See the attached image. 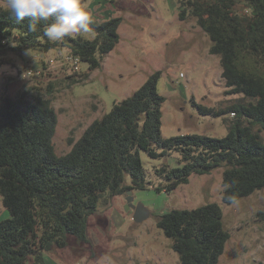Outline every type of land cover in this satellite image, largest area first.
I'll return each instance as SVG.
<instances>
[{"label":"trees","instance_id":"obj_1","mask_svg":"<svg viewBox=\"0 0 264 264\" xmlns=\"http://www.w3.org/2000/svg\"><path fill=\"white\" fill-rule=\"evenodd\" d=\"M179 2V19H196L210 37V53L220 57L228 92L242 94L226 107L198 105L203 114H233L227 134L164 138L160 72L94 120L63 155L53 143L58 115L49 94H35L31 88L1 95L0 198L9 217L0 221V264H44V255L54 249L73 242L83 247L89 241V217L98 211L104 194L111 198L146 187L140 151L152 158L181 154L179 166L157 170L165 181L159 190H174L192 175L218 168L226 204H232L230 195L240 200L264 188V0ZM121 22V17L92 19L93 40L71 35L54 42L44 37L43 24L30 32L27 18L18 22L0 7V53L62 48L79 56L91 71L119 43ZM85 78L88 73L67 76L70 84ZM127 174L130 185L125 184ZM258 216L264 220V210ZM157 226L171 239L181 264H217L231 236L217 203L170 210L158 216Z\"/></svg>","mask_w":264,"mask_h":264},{"label":"rangeland","instance_id":"obj_2","mask_svg":"<svg viewBox=\"0 0 264 264\" xmlns=\"http://www.w3.org/2000/svg\"><path fill=\"white\" fill-rule=\"evenodd\" d=\"M179 1L83 0L92 19L122 18L120 41L100 59V66L90 71L82 62L78 74L88 73V78L70 84L67 76L74 73L60 61L66 49L30 51L32 60L35 53L43 61L53 59L55 63L48 70L22 78L18 71L28 66L39 68L41 63L29 62L25 53H0L4 63L0 67V97L7 93L15 96L31 88H35V94L38 91L49 94L58 115L53 143L56 153L63 155L94 120L160 72L157 89L165 98L161 107L162 136L197 133L224 137L228 122L235 116L203 114L198 105L218 109L230 105L242 94L228 92L231 87L221 77L220 57L210 53V37L196 19H179ZM73 36L93 40L96 32ZM50 83L54 84L51 90ZM261 135L264 140V132ZM140 157L147 184L143 189L131 190L133 207L127 201V193L111 198L104 194L98 211L88 220L89 241L83 247L73 242L70 247L46 253L44 264H181L178 253L171 248V239L157 226V218L173 209H194L208 203L221 206L231 234L217 264L264 262V220L258 216L264 210V188L235 205L226 204L222 199V169L218 168L210 174L192 175L187 184L174 190H159L165 181L157 170L179 166L181 154L172 151L152 158L140 151ZM125 184H131L129 174ZM139 204L150 214L136 222L134 207ZM8 217L0 198V221Z\"/></svg>","mask_w":264,"mask_h":264},{"label":"clouds","instance_id":"obj_3","mask_svg":"<svg viewBox=\"0 0 264 264\" xmlns=\"http://www.w3.org/2000/svg\"><path fill=\"white\" fill-rule=\"evenodd\" d=\"M0 7H5L18 22L27 18L30 32H36L38 25L43 24V35L50 41L92 31L91 12L83 0H0ZM25 54L31 55L29 50ZM227 199L233 205L238 203L234 194Z\"/></svg>","mask_w":264,"mask_h":264},{"label":"built area","instance_id":"obj_4","mask_svg":"<svg viewBox=\"0 0 264 264\" xmlns=\"http://www.w3.org/2000/svg\"><path fill=\"white\" fill-rule=\"evenodd\" d=\"M36 60L41 63L39 64V68L38 66H35V68L28 66L25 70L18 71L19 76H21L22 78H28L30 76L40 73L41 71L48 70L49 67L55 63L53 59H50L49 61L48 60L42 61L38 55L36 56ZM60 61L63 67L65 66L69 68L71 73L78 72L80 70V66L82 63L79 56L70 54L68 52H66L65 54H63V56H61ZM3 64H4L3 60L0 58V67Z\"/></svg>","mask_w":264,"mask_h":264},{"label":"water","instance_id":"obj_5","mask_svg":"<svg viewBox=\"0 0 264 264\" xmlns=\"http://www.w3.org/2000/svg\"><path fill=\"white\" fill-rule=\"evenodd\" d=\"M126 193H127V201L133 207V204H132L133 198H132V196H130L132 191L128 190ZM149 214H150L149 211L143 205L139 204V205L134 207L133 219L136 222H140V221H143L144 219H146L149 216Z\"/></svg>","mask_w":264,"mask_h":264},{"label":"crops","instance_id":"obj_6","mask_svg":"<svg viewBox=\"0 0 264 264\" xmlns=\"http://www.w3.org/2000/svg\"><path fill=\"white\" fill-rule=\"evenodd\" d=\"M32 52H33V51H32ZM30 54H31V53H30ZM33 55H34V56H33L34 60H32V54H31V55H28V57H30V58H29V62H30V61H34V63L38 64L37 61H36V59H35V57H36L38 54L33 53ZM41 60H42V59H41ZM42 61H43V60H42ZM36 64H35V65H36ZM3 66H4V64L1 66V68H2ZM5 66H6V65H5ZM7 66H8V64H7Z\"/></svg>","mask_w":264,"mask_h":264}]
</instances>
